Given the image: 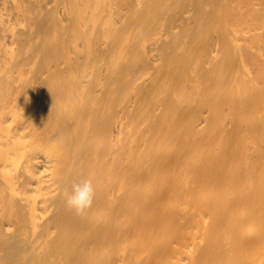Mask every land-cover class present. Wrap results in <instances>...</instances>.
Here are the masks:
<instances>
[{
    "label": "bare ground",
    "instance_id": "6f19581e",
    "mask_svg": "<svg viewBox=\"0 0 264 264\" xmlns=\"http://www.w3.org/2000/svg\"><path fill=\"white\" fill-rule=\"evenodd\" d=\"M0 264H264V0H0Z\"/></svg>",
    "mask_w": 264,
    "mask_h": 264
},
{
    "label": "clouds",
    "instance_id": "9594fccd",
    "mask_svg": "<svg viewBox=\"0 0 264 264\" xmlns=\"http://www.w3.org/2000/svg\"><path fill=\"white\" fill-rule=\"evenodd\" d=\"M66 208L77 215H84L93 205L95 188L89 178L74 179L70 187L61 194Z\"/></svg>",
    "mask_w": 264,
    "mask_h": 264
}]
</instances>
